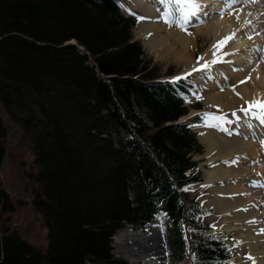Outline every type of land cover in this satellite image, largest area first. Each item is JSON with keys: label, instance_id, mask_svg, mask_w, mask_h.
Listing matches in <instances>:
<instances>
[{"label": "trees", "instance_id": "obj_1", "mask_svg": "<svg viewBox=\"0 0 264 264\" xmlns=\"http://www.w3.org/2000/svg\"><path fill=\"white\" fill-rule=\"evenodd\" d=\"M130 26L111 0H0V106L32 144L47 229L44 248L9 233L15 205L0 184V264H126L109 253L124 222L158 208L181 217L174 186L195 136L174 124L183 109L167 86L147 82L156 73ZM5 135L0 120V164ZM192 243L197 264L224 257L216 242Z\"/></svg>", "mask_w": 264, "mask_h": 264}, {"label": "bare ground", "instance_id": "obj_2", "mask_svg": "<svg viewBox=\"0 0 264 264\" xmlns=\"http://www.w3.org/2000/svg\"><path fill=\"white\" fill-rule=\"evenodd\" d=\"M144 1L152 4L151 0ZM210 1L212 3L217 0ZM235 1L242 2V0ZM197 2L199 4V11L196 16L190 17L189 22L187 23L190 24L192 23L191 21H195L193 25L195 28L190 31L185 30V28L173 31L175 29L168 25L167 22L163 25L144 22L142 24L144 28L141 33V37L149 38L146 41L147 43L145 42V46L152 51L155 50V56L157 57L159 55H161V58H163V56H173L177 59V62L183 66L182 68H185L186 70L189 68L192 71H194V69H198L195 71L206 72L211 66L213 67L208 71L212 72L218 70V72H215V74L212 75L213 82L219 81L222 85L224 82L225 84H230L227 89L220 92L218 91L216 94H208V96L211 97L210 99L217 101L218 108H222L227 111L235 110L234 112L236 113L239 105L247 102L250 106L253 102H259L260 99H264V82L261 80L264 79V73H261L262 78L260 77V79L256 78L257 74L254 76L245 75L244 65L242 66L241 63H239L240 61H235L236 63H233L228 60L232 54L236 53L239 49L236 51L232 50L230 52L229 50L234 48H226L223 52H221V50L225 48V45L219 49L214 47L218 41H223L228 36H224L226 32L223 31L224 27L222 24L229 20L234 27L242 28V35L248 34L251 26L247 25V27H243V18L246 14H248L250 7L251 9L256 10L255 5L257 2H252L250 6L244 7L242 9V13L239 14H236L235 11H233V7L232 10H225V14L222 18H217V21H208L206 25H204V23L208 19L207 15L209 12H212V10H208L204 7L208 4V2L205 3L204 0H197ZM154 3L157 4L155 1ZM259 4L262 3L259 2ZM138 7L144 16L147 17L153 15V10L147 9L144 3L142 4V2H140ZM172 7L174 9L176 6ZM228 8H230L229 5L227 6V9ZM223 18H226L225 21H223ZM220 19H222V21H220ZM199 36L211 39V44L208 46L209 48L204 51L203 55H209V51L212 50L216 56L217 53L221 52L219 57L209 59L207 61L199 59L194 62V42ZM160 37H162V40ZM247 42L251 44L250 49H252V53L257 54L253 50V48L255 49L257 46L256 41L247 39ZM211 46H213L212 49ZM175 48H177V50ZM161 50H163V52L160 54L159 52H161ZM221 58L225 59V61L219 63L213 62L217 59L221 60ZM226 59L228 61H226ZM205 64H208L209 66L207 68H203V65ZM215 64H218V67L215 68ZM242 78L246 82H239ZM256 109L258 111H250L247 114L243 111L241 114H237V117L241 115L240 120L237 118V120H229L227 124L223 121H220V123L218 121L217 123L210 124L209 126L212 127L205 129L206 134L201 138V140H203L207 146L206 154L211 158L209 162L216 163V167L211 170L210 173L206 174L204 183H208V185L216 191V199L214 201L216 202L215 204H219L216 208L219 210L218 213L220 218L225 217V219H223L225 222V230L239 232H241V230H245L242 227H238V224H240V226L248 225L250 228L254 227L251 229V233H254L256 236L258 234V237L260 238L258 243L256 241H247L248 238H252L251 235H249L250 233L240 235V239H245L247 242H251L250 250L252 251V259L250 261L252 264H264V222L262 221L264 220V200L262 201L261 197H258L260 194L264 196V193L263 190L260 192L256 189L254 190V188L258 189L261 187V182L263 183L262 186H264V166H260L261 168L257 167L261 164V161L264 163V158L262 157L264 155V151H262L264 150V147H259L260 143L264 142V139H261V135L264 134V123H262L261 119L258 118L260 109ZM253 113H255V115ZM238 129H241L240 132ZM238 132L242 135L245 133L246 137H259L261 141L259 143H250L247 141L248 138L246 139L245 136L243 138L239 134L236 135ZM263 145L264 143H262V146ZM217 161H220L221 165L217 164ZM219 182L225 184V187L221 188ZM252 190L256 192H253ZM254 204L258 205L259 210H261L259 213H256L259 214L260 218L259 216L255 217L254 215V209H252V205ZM253 220H257V224H254L252 222ZM114 239L115 248L119 250L122 249L123 246L121 245L124 239L119 235H116ZM151 243L152 241H150V239L148 241H138V245H136L137 247L133 246L134 249H137L138 247V249H140L138 250L140 253L136 255H141V257H145V259L154 258L156 254L155 252H152L154 247ZM256 245H258L257 249L255 248ZM146 252L147 254L143 255ZM117 254L122 256L125 255L124 253H120V251H118ZM189 256L190 255L186 252L182 261L188 263ZM145 264H148V262H145Z\"/></svg>", "mask_w": 264, "mask_h": 264}, {"label": "rangeland", "instance_id": "obj_3", "mask_svg": "<svg viewBox=\"0 0 264 264\" xmlns=\"http://www.w3.org/2000/svg\"><path fill=\"white\" fill-rule=\"evenodd\" d=\"M221 1L222 0H219V3H221ZM212 3L215 4L216 1L212 2ZM251 3L252 2H250L248 5H247V3H244V4L238 3L237 5L240 6L238 8V10H240L245 5L250 6ZM121 4L123 5L122 8H123L125 13H133L134 12L133 14L138 15V19H139L138 23L136 24L135 27L132 26V28H130L131 33H132L131 39L137 40L142 45L141 50L143 52L144 59L149 62L148 67L149 68H155L154 70H156V75H157L158 79L159 78L162 79V78H166V77L170 78V77H174V76H180V74L184 71L185 68H182L183 66H181L177 62V59L174 58L173 56H163V58L160 57L161 55H159L158 57L155 56L156 55L155 50L152 51L147 46H145V42L149 38L141 37V33L143 32V28H144L142 26V24L145 21H148L151 23H163V21L160 18V13L156 12V14L159 18L156 17L154 19H148V18L143 16L144 19H141L142 17L139 16L140 12L137 9H135L134 0H121ZM222 7L223 6H220L219 8H222ZM234 10L236 11L237 7H235ZM250 11L252 13L255 10L251 9V7H250L248 14ZM210 13L211 12H209V14ZM225 19L226 18H223V21H225ZM212 21H217V19L212 20ZM220 21H222V19H220ZM247 21L248 20H245L244 22H247ZM249 21L256 28H257V25L260 23V22L257 23V20L255 21V23H253L251 19H249ZM222 26L224 27V30H223L224 32H227V31L229 32V34H227V35H230L233 32L232 29L236 28L232 25L230 20L227 21L226 23L222 24ZM250 26L252 28V25H250ZM189 27H192V26H189ZM236 29H239V28L237 27ZM253 30H255V32ZM253 30L251 31L253 33H248V34L242 35L241 34L242 28H240L239 34L242 36H240V35L234 36L235 38L232 41H229L228 46L225 44V48H223L221 50V52H223V50H225L227 47L233 48L236 45H239V46L242 45L241 47L243 48V50H248V47L251 44L247 42V39L250 37H253L252 41H254V40L256 41V40H259L260 36H261L260 31H256V29H254V27H253ZM234 35H236V33H234ZM224 36H226V35H224ZM262 38H263V42H264V31H263V37ZM160 39L162 40V37H160ZM173 41L176 42L175 40H173ZM74 44H75V42H74ZM210 44H211V39H209V38L206 39L204 36H199L197 38V40L194 42V46H195L194 58L198 57L200 54H201L200 56H202L203 55L202 53H204V51H206L209 48L208 46ZM175 49L177 50V48H175ZM162 52H163V50H161V52H159V53L161 54ZM248 52H249L248 55H250V57H252V59H253L250 62L251 67L256 68L260 74L259 77H261V73H264V70L261 71L262 64H264V54L262 55V60H263L262 64H260L261 61H258V59L260 57V53H259L258 58H257L256 56H253L251 54V51H248ZM222 59L223 58H221V60ZM238 60L245 61L246 60V53L242 52V54L238 56ZM203 74L204 75H202V76L205 77V82L202 81V79H201L202 76L198 78V80L201 79V82L199 83L197 93H200L202 91H209V93H211V94H213V93L216 94L218 91L220 92L224 89V87H225L224 85H222L221 83L220 84L214 83L213 79L212 80L209 79V72H207V73L205 72ZM244 74H246V73H244ZM199 75L200 74H198L197 76H199ZM252 76H254V75H252ZM187 79H190L192 81L195 79V77L188 76ZM209 80H210V82H209ZM261 80L264 82V79H261ZM202 85H206V87H203ZM228 86L229 85H227V87ZM195 92H196V90H195ZM198 98L201 99L199 96H198ZM210 98L211 97H209L208 94H205V100L209 101L210 104H212V106H210L211 109H217L220 111L225 110L222 108H218L217 107V101H215L214 99H210ZM262 100L264 101V99H260L259 102H262ZM204 102L202 101V106H203L202 109H204ZM210 104H207V105H210ZM248 108H249V105L247 102L239 105L237 112L235 113L234 112L235 110H234L233 113L235 115L229 117V120H232V119L237 120V118H238L237 114H241L243 112V111H241V109H248ZM255 109L256 108H252L251 111H253ZM225 111H227V110H225ZM191 112L193 114H196L199 111L193 112V109L189 110L188 115ZM205 112L206 113L204 115L208 118V120H211V119L214 120V115H213L214 111L210 112L209 110H206ZM188 115L184 118H187ZM216 118L217 117H215V119ZM238 120H240V119L238 118ZM221 121H223L225 124H227V122L223 118ZM3 122H4V125H5L6 130H7V136H6V141H5V154H6V156L3 160L4 165H2L0 167V181L3 185V187L5 188L6 192H8L10 199L12 201L17 202L15 212L13 213V216H12L13 219L9 223V232L16 231L21 237L24 238V240L32 242L34 245H36L39 248H44L46 246V240H47V229H46L45 225L43 224L40 216L36 213V211L32 207V204L30 202L31 198H32L31 192L29 191V188H28L29 183H32V187H35V184L32 181H30L29 178L27 177V174L32 173L34 170L32 148H31L30 142L26 138H24L18 132V130H16L15 127H13L6 120H3ZM217 122L218 121H213L211 124H214ZM219 123H220V121H219ZM209 125L210 124L204 125V128L206 129L208 127H212ZM196 127L197 126H195L194 128H196ZM238 134L240 135L239 132L236 133V135H238ZM202 137H204V136H202ZM201 138L198 137V141L203 146V154L202 155H194L193 158L199 161L198 162V168L202 172V181L200 184L189 188L187 191L182 190V193L189 195L190 198H194L195 196H200V199H199L201 202L200 204H201V207L203 208V212L205 214V218H204V221H202V224H209V225L211 224L213 226V230L207 232L208 234H212V236H214V237H218L219 235H222L225 238V243L229 248H231L232 254H233L229 264H252V262L250 261L252 259V257H251L252 251L250 250L251 249L250 245H251L252 241H256L258 243L260 238L258 237V234L256 236L254 233H251L252 228L250 229V226H248V225H246V226H240V224H238L239 226L237 225L238 227L245 228V231L244 230H241V232L233 231L230 234L225 232L226 231L225 230V222L223 220V219H225V217H223V218L221 217L222 219H219L220 218L219 213H218L219 210L216 208L219 206V204H215L216 202L214 200L216 198H215V196L213 197L214 193L211 192V188H204V184H202V182H204V180L206 178V174L210 173L211 170H213L215 168V167H210V166L206 167L205 162L207 161L206 165H213L215 162L214 163L209 162V160H211V158L210 157L208 158V155L206 154L207 146L203 142V140H201ZM262 151H264V150H262ZM259 166H263L262 163ZM263 179H264V177H263ZM262 184L263 183L261 182V184H260L261 187L258 188L257 191L260 192L261 190H263V193H264V186H262ZM258 197H261L262 201L264 200V196H262L261 194L258 195ZM20 200H22L21 203H19ZM190 200L191 199H188V201H190ZM252 209H254L253 211L255 213L254 214L255 217L256 216L258 217L259 214H256V213H259V211H261V210H259L258 205H255V204L252 205ZM259 218H260V216H259ZM253 221H255V220H253ZM262 221L264 222V220H262ZM255 224H257V220H256ZM169 225H170V222L165 217H162L160 219L157 218V219L151 220L149 222L148 227L146 228L147 230L143 227H141V228L133 227V226L128 227L127 225H125L123 228L118 230L112 236V238L109 242V248H110L109 252L114 258L121 259V260L127 262L128 264H145V262L146 263L148 262V264H190V262L192 260V254H191V247L189 244V237H190L189 232H190V230L188 229L187 224L186 223L180 224L179 230L181 231L180 233L182 236V240L184 241V247L186 245L184 253L181 256H185V253L187 252L186 249H188V252L190 255L188 263L187 262L185 263V261H182L184 257L181 258V256L176 252V250L175 251L173 250L174 247L171 246L170 240H169V232H168L169 231V229H168ZM244 233H250L249 235H251L252 238H248L247 241H251V242H247L245 239H242V240L240 239V235H242ZM116 235H119V236H121V238L124 239V241L121 245L123 247L120 250L115 248V239L114 238ZM149 239H150V241H152L151 245L154 247V250H152V252H155L156 256L152 259H150V258L145 259V257H141V255H136V254L140 253L138 251L140 249H138L139 248L138 247L137 249L135 248L136 249L135 250L133 248V246L138 245L137 244L138 241H141V240L148 241ZM253 247H255V246H253ZM255 248L257 249L258 245H256ZM118 251H120V253H124L125 255L123 254L124 256H122L120 254H117ZM136 251H138V252H136ZM142 253H143V251H142ZM145 254H147V252L144 253L143 255H145ZM128 257H129V259H128ZM249 257H251V259Z\"/></svg>", "mask_w": 264, "mask_h": 264}, {"label": "snow or ice", "instance_id": "obj_4", "mask_svg": "<svg viewBox=\"0 0 264 264\" xmlns=\"http://www.w3.org/2000/svg\"><path fill=\"white\" fill-rule=\"evenodd\" d=\"M159 3L165 7V11L162 13V18H165V22L168 23H177L182 29H184V26L189 22L190 17H194L197 15V12L199 11V4L197 0H159ZM232 3H235V0H232ZM172 6H176L174 9ZM231 6V5H229ZM179 14V19L173 18V13ZM141 19H144L143 17ZM186 30V29H185ZM234 34L232 36L226 37L223 41H218L214 47L216 48H222L225 44L228 43L229 40L234 39ZM199 59H203L198 58ZM213 62L219 63L222 62L221 60L217 59ZM209 65L205 64L203 65V68H207ZM198 70V69H194ZM246 81H241V83H244ZM252 108H258L260 109L259 117L261 119V122L264 123V102H253L250 104L248 109H241V111H244L246 114L251 111ZM255 115V113H253ZM215 119V117H214ZM264 143V142H262ZM251 259V257H249Z\"/></svg>", "mask_w": 264, "mask_h": 264}]
</instances>
